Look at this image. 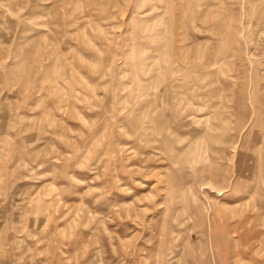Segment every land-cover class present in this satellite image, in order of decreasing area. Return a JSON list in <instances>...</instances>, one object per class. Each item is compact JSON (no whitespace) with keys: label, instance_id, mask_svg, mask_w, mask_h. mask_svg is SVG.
Wrapping results in <instances>:
<instances>
[{"label":"rangeland","instance_id":"374dc122","mask_svg":"<svg viewBox=\"0 0 264 264\" xmlns=\"http://www.w3.org/2000/svg\"><path fill=\"white\" fill-rule=\"evenodd\" d=\"M0 264H264V0H0Z\"/></svg>","mask_w":264,"mask_h":264}]
</instances>
